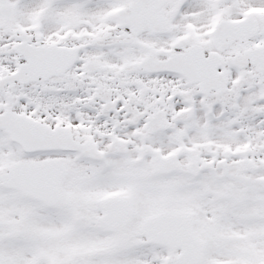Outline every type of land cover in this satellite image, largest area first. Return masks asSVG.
<instances>
[{
	"label": "snow or ice",
	"instance_id": "1",
	"mask_svg": "<svg viewBox=\"0 0 264 264\" xmlns=\"http://www.w3.org/2000/svg\"><path fill=\"white\" fill-rule=\"evenodd\" d=\"M0 264H264V0H0Z\"/></svg>",
	"mask_w": 264,
	"mask_h": 264
}]
</instances>
